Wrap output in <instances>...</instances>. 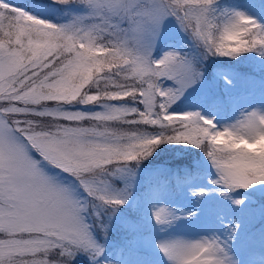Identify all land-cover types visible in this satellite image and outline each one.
<instances>
[{
    "label": "snow or ice",
    "instance_id": "obj_1",
    "mask_svg": "<svg viewBox=\"0 0 264 264\" xmlns=\"http://www.w3.org/2000/svg\"><path fill=\"white\" fill-rule=\"evenodd\" d=\"M0 264H264V0H0Z\"/></svg>",
    "mask_w": 264,
    "mask_h": 264
}]
</instances>
